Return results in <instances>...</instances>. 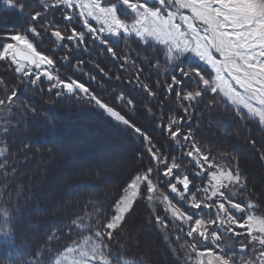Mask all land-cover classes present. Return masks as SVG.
Listing matches in <instances>:
<instances>
[{"label": "snow or ice", "instance_id": "6c2138e0", "mask_svg": "<svg viewBox=\"0 0 264 264\" xmlns=\"http://www.w3.org/2000/svg\"><path fill=\"white\" fill-rule=\"evenodd\" d=\"M0 6L27 20L21 30L0 32V61L11 66L22 79L30 78L28 83L32 85H37L43 77L48 82L47 91L59 99L71 96L94 104L138 137L141 144L137 159L142 166L119 187L114 199L92 206L96 230L81 222L79 226L91 235H86L82 243L65 244L62 248L56 245L64 234L63 229L52 232L22 264H113L110 245L139 201L146 202L161 229H166L170 222H180L178 230L193 241L180 245L185 249L186 264L193 260V253L194 264H264V216L251 213L256 207L251 201L241 203L226 194L229 189H235L232 196L237 191L248 193L247 178L230 153H221L228 158L229 166H220L211 149L198 143L191 123V113L208 98L206 108L223 104L231 107L241 120L252 118L264 127V0H53L51 4H42V10L32 11H27L26 0H0ZM61 6L70 10L64 13V19L78 20L83 31L73 27L67 34L51 19L45 20L49 8ZM86 35L92 44L103 46L114 60H119L121 69L126 65V70L135 69L130 75L136 79L128 83L139 86L153 101L157 92L140 80L144 68L130 59L128 53L119 55L110 40H138L145 47L155 49L141 63H147L150 71L163 69L167 74L164 90L181 102L183 113L169 117L166 124L161 119L158 126L178 148L186 149L183 154L195 165L191 178L186 165L176 156L163 154L147 129L132 119L137 106L134 97L120 91L110 103L86 83L71 77L61 78L55 72L56 59L39 48L40 42L48 37L60 47L67 48L63 42L68 41L87 50ZM189 56L199 63H187ZM62 59L67 61L68 56ZM83 63L79 61L77 67ZM96 67L104 76L113 78L99 65ZM89 79L96 81L95 76ZM114 79L120 81L121 76L117 74ZM159 84L157 81L156 86ZM4 91L0 114L6 115L18 106L14 104L18 92L12 88L9 94L7 87ZM145 111L155 118L151 107L145 105ZM10 126L6 122L3 131L7 133ZM249 142L255 147L254 139ZM4 155L5 149L0 148V156ZM145 156L147 163H143ZM260 158L264 160V152ZM9 167L7 159L0 161V170L5 175ZM201 177L205 178L203 186L196 183ZM162 179L177 203L160 187ZM154 202L164 205L168 215L156 214L152 209ZM180 202L191 211L178 206ZM205 210L211 211L205 214ZM14 212L11 204L0 206V239L14 241ZM240 213L244 215L238 218L236 214ZM75 223L71 221L65 227L71 228ZM228 234L246 236L247 243L240 241L239 251L243 253L247 249L252 255L237 258L235 252L226 250L231 248L224 241ZM180 239L176 236V240ZM209 241L213 247H203ZM197 243L201 244L200 248Z\"/></svg>", "mask_w": 264, "mask_h": 264}, {"label": "trees", "instance_id": "16d2710c", "mask_svg": "<svg viewBox=\"0 0 264 264\" xmlns=\"http://www.w3.org/2000/svg\"><path fill=\"white\" fill-rule=\"evenodd\" d=\"M26 4L27 11L42 10L38 0H26ZM45 13L48 14L45 20L51 19L65 32L68 31L67 27H72L69 24L71 22H66L64 19L63 9L51 8ZM26 24L27 20L24 16L4 11L0 6V32L21 30ZM51 41L50 38L45 37L43 44H46V49L54 51L55 45H51L53 44ZM85 43L88 46L87 50L83 47L72 51L71 63L68 68L59 67L60 73L68 77L71 75L69 68H72L73 62L84 61L79 67L82 79L87 81L89 77L95 76L96 81L91 80L88 83L89 86L104 95L110 103L116 92L123 91L126 95L134 97L137 106L132 119L142 128L147 129L154 138V142H158L157 147L163 154L178 157L175 143L170 141L162 127L158 125L161 119L166 124L169 117L183 115L181 102L176 100L174 95L165 92L167 74L163 73L162 68L150 71L147 63H141V60L149 59L155 49L145 47L138 40L127 42L110 40L119 55L128 53L130 59L144 68L140 80L149 84L157 92V99L153 101L139 86L128 83L129 80L136 79L135 76L130 75V71L135 69L126 70L127 65L125 69H121L120 61L114 60L104 47L92 44L90 41ZM90 49L92 52H89ZM2 65H0V80L3 84H0V98H4L6 87L9 89V94L10 90L15 88L19 102L18 106L12 109L11 126L4 137L6 157L2 161L7 159L10 167L6 175L4 170H0V206L7 207L8 204L14 206L16 232L14 241L0 239V261L3 264H9V262L22 264L31 252L43 245L45 238L52 232L59 233L60 229L64 232L56 245L57 248L84 240V237L91 233L85 232L79 226L80 223L91 226L95 231L96 213L92 206L98 207L101 203L106 204L114 199L120 187L117 185V177L111 174L107 177V171L104 172L103 169L90 164L75 166L71 176L69 174L63 180H53L49 170H58L59 173L69 170V164L60 165L59 163L64 156L63 152L68 150L67 155L72 154L78 161H82L83 157H78V151L87 147L85 145L90 142L94 144L104 139L103 134L106 133L104 129L115 134L108 140L115 143L119 138L122 139L124 146L129 147V152L133 153L135 158L133 166L135 172L142 166V162L137 159L141 144L138 137L124 126L112 121L94 104L78 97L65 96L59 99L48 92L46 86L42 84L33 88L30 83L29 87H27L28 84L21 83L22 80L17 77V81H12L9 79L11 75H8L10 68H7L5 63ZM96 65L113 78L104 76ZM90 67L95 69V72H91ZM169 68L171 69V66ZM117 74L121 76L120 81L114 79ZM157 81L160 82L159 86H156ZM207 99L197 106L195 112L191 113L196 140L200 145H207L213 152L214 158L224 159L227 165L229 160L221 153H230L238 161L243 175L247 178L249 192L244 193L245 199L256 205L253 208L256 215L264 216V160L260 158V153L264 152V127L252 118L241 120L231 107H225L223 104L208 109L205 107ZM145 105L152 108L155 118L145 111ZM28 109H34V112ZM100 125L103 129H97ZM184 127L186 128L187 125ZM94 128L96 129L94 135H89L83 144H79V139L73 140V137H78L80 132L87 133ZM250 139L256 141L255 147L249 142ZM161 145H163L162 148ZM44 160H48V164L43 165ZM147 160L145 156L143 163H147ZM253 163L257 165V171L252 177L253 172L249 168ZM90 166H94L96 170ZM39 171L44 172V177L39 174ZM137 214H131L129 217L130 230L134 225L136 226L137 223L134 224L136 220L141 219ZM150 214L145 215L143 219L144 222H149L150 228H153V235L148 233L144 236V242L148 236L153 237L158 246L166 247L172 253L173 251L179 253L173 242L174 232L170 228L161 229L154 222L153 213ZM71 221H75V225L71 228L65 227ZM122 238L125 241L124 234ZM127 238L129 239V236ZM114 241L117 243L116 239ZM121 243L124 249L126 245H129L127 250L138 246L136 238L133 242L130 240L129 244H124L122 240ZM115 248L114 246L113 250ZM151 252L152 250L146 249L143 244L142 248L139 245L130 253L136 258L145 259L149 264H169L167 259ZM173 261L179 262L177 259Z\"/></svg>", "mask_w": 264, "mask_h": 264}, {"label": "rangeland", "instance_id": "374dc122", "mask_svg": "<svg viewBox=\"0 0 264 264\" xmlns=\"http://www.w3.org/2000/svg\"><path fill=\"white\" fill-rule=\"evenodd\" d=\"M38 1L41 3V6H42V4L53 3V0H38ZM49 9H51V8H49ZM61 9H63L65 12L70 11V10L64 9L63 6H61ZM47 15L48 14L45 13V16H47ZM66 22H71V23H69L72 26L71 28L75 27L77 29V31H83L84 30L82 27V24L78 20L74 21V22L73 21H66ZM90 22H92L94 26H98L95 24L94 21H90ZM76 24H78V25H76ZM71 28L67 27V30H68V31H66L67 34H70ZM17 30H20V29H17ZM87 41H90V40H89L88 36L86 35L85 42H87ZM51 42L53 43V40ZM85 42H84V44H86ZM43 43H44L43 41L40 42L39 48L41 50H43L46 54L53 55L54 59H56V61H57L56 67H55L56 74L60 75L61 78H65V76L62 73H60L59 67H61V68L67 67L68 68L69 63H71L70 58L72 55V51L80 50V48H83V46L80 48H77L73 43L68 42V41H64L63 43L67 45V48H63V47H60L58 44H54V43L51 44L50 43L51 45H55V48L53 51V49H49V48L46 49L45 48L46 44H43ZM101 47H103V46H101ZM89 52H92V50L90 49ZM69 55H70V57H69ZM64 56H68L67 61H63L62 58ZM187 62H189V64L199 63L195 58H193L191 56L187 57ZM3 63L6 64L7 68H10L9 69L10 74H8V75H11L9 77L10 80L17 81L16 79L19 78L22 80L21 83L22 82L26 83V84H28L27 87H29L28 80L30 78H23L22 79L19 74L15 73L13 71L11 66H9L6 62L0 61V65H2ZM77 64L78 63H76L75 61L73 62L72 68H69L71 70V75H69L68 77L81 80V82H84L87 85H89L88 83L91 80L87 79V81H84L82 79L83 77H82V74L80 73V69H79L80 65H79V67H77ZM7 68L5 69L6 72L8 70ZM89 69H92V68L90 67ZM94 70L95 69H92L90 71L95 72ZM87 77H89V76L87 75ZM79 78H81V79H79ZM40 84L46 86V88L48 87V82L43 77H41V81L37 82V85H32V84L31 85L33 86V88H35ZM18 102H19V99L17 98V101H14V104H17ZM11 119H12V111L10 113H7L6 115L0 114V148L5 149V155L0 156V161H2L3 158L6 157V147H5L4 137L6 136L7 133H5L3 131V128L6 126V122L8 124H11ZM98 128L103 129V127L101 125L98 126L97 129ZM79 131H81V130H79ZM103 131L106 132L103 134L105 137L104 139H100V140L96 141V143H94V144H92L90 142L89 144L85 145L87 147L82 148V150H79V151L77 150L79 152L78 157H81V156L83 157L82 161H78L75 156H72V154L67 155L68 150L63 152L64 156L59 163H60V165L69 164L70 165L69 170L66 172H63V173L57 172L58 170L54 171V169H53V171L49 170V173H51L53 175V178H54L53 180H63L69 174L71 176V173L73 172L72 170L75 166H82L84 164H90V165H95L96 167L103 169L104 172L107 171V173H106L107 177L110 176L109 174L117 177V185L118 186L119 185L121 186L122 184H124V182L126 180H128V178L134 173L133 166L135 165V158L133 156V153L129 152V147L123 145L122 139L120 140L119 138H117V142H115V143L112 142L111 140H108L110 136L115 135L114 132L110 133L109 131L104 130V129H103ZM95 132H96L95 128L93 130L87 132V133L82 131V133L80 132V135L78 137H73V140L75 141L76 139H79V141H78L79 144H83L84 140L87 139L89 137V135H94ZM179 143H183V141H179ZM175 147L177 149L176 155L178 156L179 160L183 161V163L187 164L185 170L190 175V178H191L192 172L195 169L194 163L190 162V158H188L186 155L183 154L184 151H186V149L178 148L177 143H175ZM60 154L62 155L61 152H60ZM215 159L220 166H223V167L229 166L224 162L225 161L224 159H218V158H215ZM50 161H51V159H50ZM48 162H49L48 160L47 161L44 160L43 165L48 164ZM90 167L93 168L94 166H90ZM162 167L163 166L161 165V170H162ZM93 169L96 170L95 168H93ZM249 170H252V172H253V174H251V176L252 177L255 176V174H256L255 172L257 171V165L255 163H253V165H251ZM36 172H37V170H36ZM39 174L42 177H44V175H45L43 171H39ZM107 177H105V178H107ZM204 179H205L204 177H201L196 181V183H199L201 186H203ZM40 180H43V178H40ZM165 182L166 181L162 179L161 183H160V187L162 188L163 191L167 192L170 195V198L173 199V203H177V198L174 199L171 196V194L169 193L168 189L166 187H164ZM234 190L235 189H229V191L226 194H228L230 198L235 199L238 202H241V203H247L248 202V200L245 199L244 193H240L239 191H237V194L235 196H232L231 192ZM178 206L184 208L187 211H191V209H188L187 206L184 205L182 202H180L178 204ZM164 207L165 206L160 204L159 202H154L152 205V209H154L156 214H159L162 216H167L168 214H166L164 212ZM208 211H211V210H205V214ZM136 213L139 214V215L138 214L137 215L140 216L141 219L138 218L136 220V222L134 223V224L137 223L136 226L134 225L130 230L129 228L131 227V225H130L131 221H130L129 217L131 214L133 215ZM150 213H153V211H150L149 207L146 206L145 201H139L138 204L134 207L133 212L129 214V217L126 220V225L123 228V231L120 233L119 236L116 237L117 243L115 241H113L110 245V248L112 250V255H111L110 259L113 261V264H149L145 259L136 258L135 256H133L132 253H130V252L135 251V249L138 248L139 245H140V248H142L143 244H144V247L146 249L152 250L151 254L156 253L158 256H162L164 259H167V262L169 264H177V263L178 264L179 263L186 264L185 249L181 248L180 245L184 244L185 241H188V243H192L193 241L191 238L186 237L184 232H180L178 230L180 228V222H178V221L177 222H170L167 226V228H170L174 232L173 242H174L175 249L179 250V253H176L174 251L172 253L168 250V248L163 247V246L162 247L158 246L157 242L153 239V237L150 238L148 236L147 240L144 242V239H143L144 236L148 235V233L150 235H153V233H152L153 228H150L148 225L149 222L148 221L144 222V219H143L145 215H151ZM251 213L256 215L255 212L253 211V209H251ZM236 215L239 218L240 216H243L244 213H240V214H236ZM186 230L187 229L185 226L184 231L186 232ZM237 231L243 232V230H241V229H237ZM121 234L125 235V241L123 240L124 238H122ZM178 235L181 237L180 240H176V236H178ZM127 236H129V239L132 242H133V240L135 241V238H136L137 245H138L136 248H130L127 250V246H129V245H126V249H124V245L121 243V240L124 242V244L125 243L129 244L130 240L127 238ZM224 241L227 244L231 245V248L226 249V250L235 252L237 255V258H239L241 255H244L245 257H249L252 255L250 250H247V249L244 250L243 253H241L239 251V242L243 241V242L247 243V237L246 236H243V235L242 236H232L231 234H228L224 237ZM82 242H83V240L79 241V243H82ZM70 246H72V245H70ZM114 246L116 248L113 250ZM197 247L200 248L201 244L197 243ZM203 247H213V245L209 241V242H204ZM115 250H117V251H115ZM192 256H193V260L189 261L188 264H194L195 254L193 253ZM117 258H119V261H117ZM175 259H177V261H179V262H174L173 260H175Z\"/></svg>", "mask_w": 264, "mask_h": 264}, {"label": "water", "instance_id": "95a60500", "mask_svg": "<svg viewBox=\"0 0 264 264\" xmlns=\"http://www.w3.org/2000/svg\"><path fill=\"white\" fill-rule=\"evenodd\" d=\"M170 193V192H169ZM171 194V193H170ZM171 196L174 198V199H176L175 197H174V194H171Z\"/></svg>", "mask_w": 264, "mask_h": 264}]
</instances>
